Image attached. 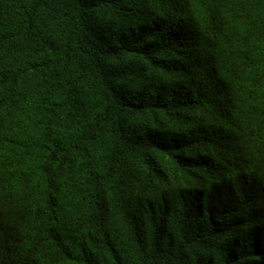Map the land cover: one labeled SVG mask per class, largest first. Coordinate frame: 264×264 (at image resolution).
I'll use <instances>...</instances> for the list:
<instances>
[{
    "label": "trees",
    "instance_id": "trees-1",
    "mask_svg": "<svg viewBox=\"0 0 264 264\" xmlns=\"http://www.w3.org/2000/svg\"><path fill=\"white\" fill-rule=\"evenodd\" d=\"M0 264H264V0H0Z\"/></svg>",
    "mask_w": 264,
    "mask_h": 264
}]
</instances>
